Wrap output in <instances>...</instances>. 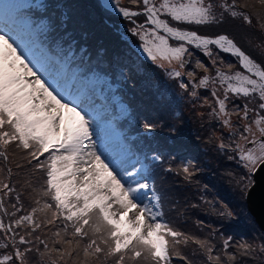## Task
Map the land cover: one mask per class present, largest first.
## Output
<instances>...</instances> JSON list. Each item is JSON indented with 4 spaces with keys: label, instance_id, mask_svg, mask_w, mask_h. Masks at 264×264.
Instances as JSON below:
<instances>
[{
    "label": "snow or ice",
    "instance_id": "obj_1",
    "mask_svg": "<svg viewBox=\"0 0 264 264\" xmlns=\"http://www.w3.org/2000/svg\"><path fill=\"white\" fill-rule=\"evenodd\" d=\"M131 5L122 6L120 0H113L107 6L131 22L128 32L139 38V48L149 61L179 79L180 88L192 97L198 96L196 89L208 90L211 101L204 97L203 104L211 109L208 115L225 128H232L234 114L243 121L252 114V125L264 134V62H257L227 33L206 35L187 27L219 22L211 0H131ZM219 7L242 23H253V14L237 0H225ZM139 18H143L142 23H137ZM36 26L22 12L0 25V158L7 167L8 149L14 145L23 153L24 166L41 173L43 180L33 206L26 209L16 186L0 179V239L6 241L0 245V264H28L34 241L57 254L52 264H67V259L78 258L81 252V264H139L141 260L172 264L173 256L186 259L170 250V240L179 244L185 234L164 220L163 194L156 187L154 169L139 157L133 159L127 147L102 149L100 141L97 147L95 117L86 97L73 89L63 90L51 66H41L30 58L21 43V31ZM261 27L264 29V24ZM193 49L208 63L196 58L192 69L187 70L186 57L194 55ZM221 54L235 57L238 69L231 64L225 68ZM185 76L186 81L181 79ZM250 97L255 99V107L250 106ZM234 100L246 102L230 108ZM141 126L146 133L156 130V125L147 121ZM250 131L251 125L244 124L242 133ZM241 138L248 140L243 134ZM218 147L231 145L221 141ZM235 149L249 174L264 165V144L259 154L240 143ZM151 159L163 163L161 154L154 152ZM193 168L189 160L179 172L190 180ZM7 173L11 176L12 169L7 168ZM25 183L27 188L33 187L31 182ZM252 186L249 178L245 187ZM39 211L50 216L40 221ZM47 226L57 228L51 233V249L47 238L36 235ZM195 243L206 250L209 260L213 259L214 248L207 241L197 239ZM238 247L245 254L252 251L247 243ZM229 248L230 238L223 241L225 252Z\"/></svg>",
    "mask_w": 264,
    "mask_h": 264
},
{
    "label": "trees",
    "instance_id": "obj_2",
    "mask_svg": "<svg viewBox=\"0 0 264 264\" xmlns=\"http://www.w3.org/2000/svg\"><path fill=\"white\" fill-rule=\"evenodd\" d=\"M211 2L219 22L187 27L206 35L227 33L257 62H264L260 57L262 53L248 47L254 45V40H261L264 45L261 27L264 19L257 18L264 17L261 0H237V4L247 6V11L253 14V23L249 25L223 13L219 5L225 0ZM120 4L132 6L131 0H120ZM19 12L37 24L21 31L22 40L33 49L35 60L41 66L54 69L52 75L56 80L59 78L65 91L94 88L110 114L113 129L142 157L144 164L154 169L156 187L163 194L164 220L185 234L179 244L170 240V250L186 257L173 256L172 264H263L264 235L239 199L245 192L247 173L235 149L244 135L242 121L232 116L229 129L212 116L207 119L211 109L203 102L194 105L187 92L180 88L179 79H171L165 68L149 61L139 48V38L128 32L133 26L131 22L104 7L100 0H0V21L4 25ZM142 22L143 18L137 20V23ZM193 52L187 70L192 69L196 58L208 63L202 53L194 49ZM221 55L225 68L231 64L238 69L235 57ZM49 78L51 82V76ZM181 79L186 81L187 76ZM178 93L180 107L174 111L171 102ZM238 102L245 101L234 100L229 107ZM250 104L256 106V102ZM145 121L156 125L154 133L143 130L141 125ZM221 141L231 147L219 148ZM154 152L162 155L163 163L152 161ZM8 155L7 167L0 158V179L10 180L16 186L25 208L29 209L43 184L41 173L24 166L23 153L14 145L9 147ZM189 160L194 163V175L185 180L179 167ZM18 163L22 167L17 168ZM169 167L172 172L166 171ZM7 168L12 169L11 176ZM26 181L33 187L27 188ZM222 212L232 215L221 216ZM46 216L50 213H37L40 221ZM56 230L55 226H47L36 235L47 238L51 249V233ZM228 238L230 248L225 252L223 241ZM197 239L207 241L214 248L212 260L208 259L206 250L195 243ZM4 243L6 241L0 239V245ZM242 243L250 244L252 251L245 254L238 247ZM83 259L81 252L78 258L67 259V264H81ZM53 260H57V254L47 252L34 241L28 264H52ZM57 264L64 262L57 261ZM139 264L151 262L141 260Z\"/></svg>",
    "mask_w": 264,
    "mask_h": 264
},
{
    "label": "rangeland",
    "instance_id": "obj_3",
    "mask_svg": "<svg viewBox=\"0 0 264 264\" xmlns=\"http://www.w3.org/2000/svg\"><path fill=\"white\" fill-rule=\"evenodd\" d=\"M120 17L123 18V19H125L121 15H120ZM261 42H262L261 40H254V45L248 46V47L252 51H255L257 53H262V55L260 57H261V60H264V45H262ZM21 43L24 46L25 50L28 52L30 58H32L33 60H35V58L33 56V49H30L28 47L27 41L21 39ZM186 59L189 60V64H190V57H186ZM233 68L234 69H237L236 67H233ZM45 75H46V73H45ZM167 76H169V75H167ZM170 78L172 79L173 77H170ZM196 91L198 93V96L197 97H192V96H190L187 93L189 95V98L191 99V102L194 105H196V104H202V102L204 100V97H206V93L208 94V97L211 99V96H210V93H209L208 90H205V89H196ZM80 93L87 98V102H88V105H89V111L95 117V122L93 124V131H94V133L96 132V135H97V137H95L97 139V141H98L97 147H99V141H100V147L102 149H104L105 147H115V148H119V145H121L122 142L119 139L118 134L115 131L111 130V127H108L107 126L108 124L105 123L106 121L103 120V119H106L108 117V115L106 113H104L103 106L100 103L99 96L96 94L95 89L94 88L84 89V90H81ZM179 100H180V95L178 93L174 97V100L171 102V108H172V110L175 111L177 108L180 107ZM248 102H256V101H255V99H253V98L250 97V98H248ZM243 103L244 102H240V103L238 102V104H235V105L236 106H241ZM250 106H251V104H250ZM233 116H234V119H238L235 114ZM209 117L210 116L208 115L207 116V119ZM251 118H252V114H250V119L249 120H247V121L241 120L243 124H246L247 123V124L251 125V131L249 133H244V135L248 137V140L247 141H244L241 138L239 143L240 144H243L244 145V148L246 150L250 149L255 154H259V152H260V145L261 144H264V138H263L264 137V134H261L260 133L259 127H257L256 125H252V119ZM185 122H186V119H185ZM261 126L264 127V125H261ZM135 158H136V156L134 154L133 155V159H135ZM246 171H247V173H246V180L244 182V186L248 184L249 178L253 181V176H252L253 173L249 174V172H248L247 169H246ZM247 190H248V188L245 187V192L244 193H241V198H239V199L242 200L243 204L245 205V208L247 210L246 213L249 215V217L251 218V220L254 222V224L257 226V228L260 230V232L264 235V232L262 231V229L260 228V226L256 223L255 217L253 216V214H251V212L248 209V205H247V202H246V199H245V194H246V191ZM263 249H264V247H263ZM263 259H264V255H263Z\"/></svg>",
    "mask_w": 264,
    "mask_h": 264
},
{
    "label": "water",
    "instance_id": "obj_4",
    "mask_svg": "<svg viewBox=\"0 0 264 264\" xmlns=\"http://www.w3.org/2000/svg\"><path fill=\"white\" fill-rule=\"evenodd\" d=\"M109 1L110 3L113 2V0ZM111 10L117 13L114 9ZM252 176L253 186L246 191L245 199L249 211L253 214L256 223L264 232V165L258 167Z\"/></svg>",
    "mask_w": 264,
    "mask_h": 264
},
{
    "label": "bare ground",
    "instance_id": "obj_5",
    "mask_svg": "<svg viewBox=\"0 0 264 264\" xmlns=\"http://www.w3.org/2000/svg\"><path fill=\"white\" fill-rule=\"evenodd\" d=\"M103 2L106 4V6L112 4V3H110L109 0H103ZM110 8L114 9V7H110ZM116 12H117V11H116ZM117 13H118V12H117Z\"/></svg>",
    "mask_w": 264,
    "mask_h": 264
}]
</instances>
